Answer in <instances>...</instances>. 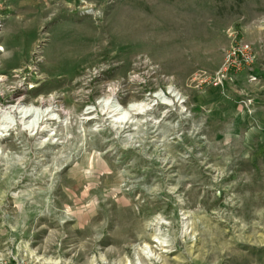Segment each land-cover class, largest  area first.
<instances>
[{
  "label": "rangeland",
  "instance_id": "obj_1",
  "mask_svg": "<svg viewBox=\"0 0 264 264\" xmlns=\"http://www.w3.org/2000/svg\"><path fill=\"white\" fill-rule=\"evenodd\" d=\"M0 11V75L34 85L22 106L60 116L0 137V255L264 264V0H0ZM238 40L250 70L193 89ZM112 93L149 110L114 125L96 105Z\"/></svg>",
  "mask_w": 264,
  "mask_h": 264
},
{
  "label": "built area",
  "instance_id": "obj_2",
  "mask_svg": "<svg viewBox=\"0 0 264 264\" xmlns=\"http://www.w3.org/2000/svg\"><path fill=\"white\" fill-rule=\"evenodd\" d=\"M2 53L3 48L0 46V55ZM255 57L251 45L242 40H238L232 43L229 49L225 52L224 61L219 69L211 73L204 70L197 71L190 77V86L195 90H203L207 87L223 88L225 85L231 84L235 81L236 74L244 69L250 70L255 62ZM135 64L137 67H146L152 76L156 75L158 72L157 66L152 64L146 58L142 57L137 59ZM131 78H134V75L131 74ZM5 80V76L0 75V102L5 101L8 105H15L18 103L25 104L28 91H31L34 85L28 83L24 78L22 80H14L10 82ZM170 87L172 86H168V88ZM157 91L162 92V94L165 95L162 89L158 88ZM0 108H4L1 103ZM38 262L39 259L35 255L28 253L26 250H23V253L21 254L20 250H16V253L8 252L0 255V264H37Z\"/></svg>",
  "mask_w": 264,
  "mask_h": 264
},
{
  "label": "bare ground",
  "instance_id": "obj_3",
  "mask_svg": "<svg viewBox=\"0 0 264 264\" xmlns=\"http://www.w3.org/2000/svg\"><path fill=\"white\" fill-rule=\"evenodd\" d=\"M164 94L168 96L166 92ZM168 94L171 97H177V93L171 89H169ZM154 96L158 100L165 99L162 92L156 93ZM96 105L100 113L106 115L112 121L111 123L114 122V125L115 123L131 124L133 123L134 115H141L149 110V105L143 103L131 104L125 109L119 105L113 93L110 97L98 100ZM95 109L94 107H89L85 110V114H89ZM59 119L60 116L56 113V108L52 105H45L42 102L40 106L30 105L26 107L18 103L3 109L0 108V137L2 133L17 128L34 135L47 129L48 121Z\"/></svg>",
  "mask_w": 264,
  "mask_h": 264
},
{
  "label": "crops",
  "instance_id": "obj_4",
  "mask_svg": "<svg viewBox=\"0 0 264 264\" xmlns=\"http://www.w3.org/2000/svg\"><path fill=\"white\" fill-rule=\"evenodd\" d=\"M0 13H1V11H0ZM0 16H1V15H0ZM2 56H3V54L0 55V58H2Z\"/></svg>",
  "mask_w": 264,
  "mask_h": 264
}]
</instances>
